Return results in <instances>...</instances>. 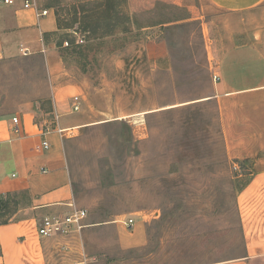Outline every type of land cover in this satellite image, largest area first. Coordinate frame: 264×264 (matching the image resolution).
<instances>
[{
	"label": "rangeland",
	"instance_id": "1",
	"mask_svg": "<svg viewBox=\"0 0 264 264\" xmlns=\"http://www.w3.org/2000/svg\"><path fill=\"white\" fill-rule=\"evenodd\" d=\"M36 1L59 29L58 80L80 99L78 111L67 105L74 128L62 138L75 204L88 212L81 230L88 235L70 245L74 254L85 250L103 264L237 254V196L253 162L228 154L211 98L213 47L225 39L226 15L207 0ZM78 35L83 42L75 44ZM64 39L72 44L62 46ZM39 66L6 64L8 104L26 96ZM42 77L47 82L45 64ZM46 112L37 115L54 118ZM125 217L142 222L147 245L119 248L116 230H134L119 221Z\"/></svg>",
	"mask_w": 264,
	"mask_h": 264
},
{
	"label": "crops",
	"instance_id": "2",
	"mask_svg": "<svg viewBox=\"0 0 264 264\" xmlns=\"http://www.w3.org/2000/svg\"><path fill=\"white\" fill-rule=\"evenodd\" d=\"M207 1L228 18L222 28L225 39H215L213 47L219 79L211 98L218 104L228 154L250 159L253 169L237 196L242 238L238 253L188 264H264V0ZM58 32L50 8L46 16L36 17L19 0L13 5L0 1V264H75L81 258L85 264H103L85 250L84 255L74 254L70 245L80 234L64 238L37 233L43 216L66 213L75 203L62 139L74 128L66 112L74 92L58 80ZM36 61L38 81L24 98L8 104L6 64ZM38 111L54 118H39ZM14 116L17 131L12 130ZM43 140L49 143L47 149L40 147ZM134 221L133 231L116 230L119 248L148 244V231L139 219Z\"/></svg>",
	"mask_w": 264,
	"mask_h": 264
},
{
	"label": "built area",
	"instance_id": "3",
	"mask_svg": "<svg viewBox=\"0 0 264 264\" xmlns=\"http://www.w3.org/2000/svg\"><path fill=\"white\" fill-rule=\"evenodd\" d=\"M2 3L7 5H13L18 0H0ZM24 9H32L36 17L46 16L49 12V8L42 7L37 4L36 0H19ZM83 42V38L79 35L75 40V44H80ZM72 44L67 39L62 40V46L68 47ZM26 52V51H24ZM213 81H217L219 76L213 73ZM80 108L79 96H74L71 104V111H78ZM13 131L18 129V118L16 116L12 117ZM49 143L43 140L40 147L47 149ZM70 210L63 214H51L43 216L38 225L37 233L42 237H64L71 238L75 235H79L81 230L87 226L85 222L88 216V212L85 208L77 206L74 202L70 204ZM125 227L132 228L134 225L133 217H125L119 220ZM68 248V247H64ZM75 264H82V262H76Z\"/></svg>",
	"mask_w": 264,
	"mask_h": 264
},
{
	"label": "trees",
	"instance_id": "4",
	"mask_svg": "<svg viewBox=\"0 0 264 264\" xmlns=\"http://www.w3.org/2000/svg\"><path fill=\"white\" fill-rule=\"evenodd\" d=\"M61 45H62V41H61Z\"/></svg>",
	"mask_w": 264,
	"mask_h": 264
}]
</instances>
